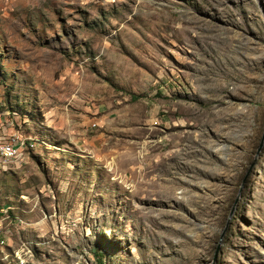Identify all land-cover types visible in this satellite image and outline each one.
<instances>
[{
  "label": "rangeland",
  "instance_id": "374dc122",
  "mask_svg": "<svg viewBox=\"0 0 264 264\" xmlns=\"http://www.w3.org/2000/svg\"><path fill=\"white\" fill-rule=\"evenodd\" d=\"M263 125L264 0H0V264H264Z\"/></svg>",
  "mask_w": 264,
  "mask_h": 264
},
{
  "label": "water",
  "instance_id": "95a60500",
  "mask_svg": "<svg viewBox=\"0 0 264 264\" xmlns=\"http://www.w3.org/2000/svg\"><path fill=\"white\" fill-rule=\"evenodd\" d=\"M263 148H264V125H263L262 134L260 136V139H259V142H258V146H257L256 151H255V154H254L253 159H252L251 163L249 164L246 172L244 173V175L242 177V180H241V183L239 185L237 194H236V196L234 198V201H233V203H232V205L230 207V211H229V215H228V218H227V222H226V225H225L222 233H224L226 227L228 226L229 220L232 217V215L234 213V210L236 209V206L238 205V203L240 201L241 194H242V191L244 189V186H245L249 176L252 174L253 169L256 166L257 159L260 156Z\"/></svg>",
  "mask_w": 264,
  "mask_h": 264
},
{
  "label": "bare ground",
  "instance_id": "6f19581e",
  "mask_svg": "<svg viewBox=\"0 0 264 264\" xmlns=\"http://www.w3.org/2000/svg\"><path fill=\"white\" fill-rule=\"evenodd\" d=\"M13 141H15V142H17V140L16 139H13ZM15 142H12L11 144H10V146L12 147H7L6 148V152H5V154L3 155H1V153H0V156H3V157H9V156H13V155H17V150H16V147H15ZM1 143V142H0Z\"/></svg>",
  "mask_w": 264,
  "mask_h": 264
},
{
  "label": "trees",
  "instance_id": "16d2710c",
  "mask_svg": "<svg viewBox=\"0 0 264 264\" xmlns=\"http://www.w3.org/2000/svg\"><path fill=\"white\" fill-rule=\"evenodd\" d=\"M257 146H258V144H257ZM257 146H255L254 148H255V151H256V148H257ZM241 180H242V178H241ZM240 183H241V181H240ZM240 185V184H239ZM238 191V190H237ZM237 194V193H236ZM235 198V197H234ZM233 201H234V199H233ZM233 201H232V203H233ZM232 205V204H231ZM231 207V206H230ZM93 253L96 255V256H98V257H100V255H99V253L97 252V250H93Z\"/></svg>",
  "mask_w": 264,
  "mask_h": 264
},
{
  "label": "crops",
  "instance_id": "0c3cea01",
  "mask_svg": "<svg viewBox=\"0 0 264 264\" xmlns=\"http://www.w3.org/2000/svg\"><path fill=\"white\" fill-rule=\"evenodd\" d=\"M1 213H4V211H2L1 209H0V219L2 218V214ZM1 242H3L2 240L0 241V243Z\"/></svg>",
  "mask_w": 264,
  "mask_h": 264
}]
</instances>
